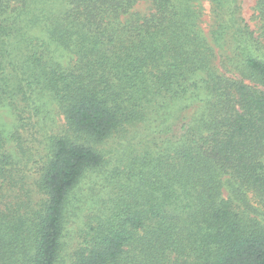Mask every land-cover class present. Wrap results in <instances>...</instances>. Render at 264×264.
<instances>
[{
    "label": "trees",
    "instance_id": "1",
    "mask_svg": "<svg viewBox=\"0 0 264 264\" xmlns=\"http://www.w3.org/2000/svg\"><path fill=\"white\" fill-rule=\"evenodd\" d=\"M139 1L0 0V264H63L97 175L69 264H264V0L257 31L208 0V34L203 0Z\"/></svg>",
    "mask_w": 264,
    "mask_h": 264
},
{
    "label": "rangeland",
    "instance_id": "2",
    "mask_svg": "<svg viewBox=\"0 0 264 264\" xmlns=\"http://www.w3.org/2000/svg\"><path fill=\"white\" fill-rule=\"evenodd\" d=\"M257 0H243L242 3V13L251 28L255 31L258 29V21L255 17V6H256ZM203 6L205 8L204 15L202 17V29L205 33L208 34L209 28H210V21H211V15H210V4L208 0H203ZM61 8V6H60ZM135 10L140 11L141 13H147L150 11V3L147 0H141L135 5ZM70 55V54H69ZM59 58L60 55L58 54ZM61 58L64 60L63 54L61 55ZM68 58V57H67ZM50 109L52 111V117L54 119V126L58 129L62 126L64 123V116L61 113H58V110L56 109V104H51ZM0 119L1 121L7 123H11L12 118L7 114L5 111L0 109ZM118 136L109 138L108 141L103 143L104 147L106 149H109L110 147L115 149L114 153H112V159L114 161L119 159V156L121 152L124 151V148L119 146L118 142ZM134 143V141L132 142ZM111 160V162H113ZM114 165V162L113 164ZM98 176V175H97ZM92 176L85 179L84 183L82 184V191L80 194L81 200H78V198L74 199L69 207L73 209H77L76 212H78V204L81 205L79 211L81 212L80 216L73 218L67 226L66 229V236L64 238L65 243V250L62 252L63 255V264H69L70 263V253L75 248V246L78 245V232L84 227V215L89 213L94 207L101 206L102 199L107 198V194L110 191V188H102V179L104 175L98 176ZM113 188H111V191ZM226 194V193H225ZM253 200V199H252ZM254 204L255 201H253ZM257 207H260L258 204Z\"/></svg>",
    "mask_w": 264,
    "mask_h": 264
}]
</instances>
